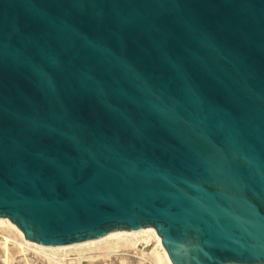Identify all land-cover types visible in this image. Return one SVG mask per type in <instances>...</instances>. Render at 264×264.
<instances>
[{
    "label": "water",
    "instance_id": "95a60500",
    "mask_svg": "<svg viewBox=\"0 0 264 264\" xmlns=\"http://www.w3.org/2000/svg\"><path fill=\"white\" fill-rule=\"evenodd\" d=\"M0 217L264 264V0H0Z\"/></svg>",
    "mask_w": 264,
    "mask_h": 264
},
{
    "label": "bare ground",
    "instance_id": "6f19581e",
    "mask_svg": "<svg viewBox=\"0 0 264 264\" xmlns=\"http://www.w3.org/2000/svg\"><path fill=\"white\" fill-rule=\"evenodd\" d=\"M0 238L4 247L0 248L1 258H10L15 246L23 254L27 249L34 251L50 264H172L155 228L114 232L95 241L38 248V242H27L24 232L12 225L10 218L0 217Z\"/></svg>",
    "mask_w": 264,
    "mask_h": 264
},
{
    "label": "rangeland",
    "instance_id": "374dc122",
    "mask_svg": "<svg viewBox=\"0 0 264 264\" xmlns=\"http://www.w3.org/2000/svg\"><path fill=\"white\" fill-rule=\"evenodd\" d=\"M1 241V238H0ZM2 242V241H1ZM4 242V241H3ZM6 243V242H5ZM11 249L13 248L12 245L10 244ZM0 248H4L3 246L0 245ZM16 247L14 246V249L10 251V255H12L10 258H1L0 257V264H26V261L28 262L27 264H50L47 260V258L35 253L32 250H26V253L23 254L21 250L15 249ZM18 250V251H16ZM13 253V254H12ZM72 254H69V257H72ZM147 264H149L147 262Z\"/></svg>",
    "mask_w": 264,
    "mask_h": 264
}]
</instances>
